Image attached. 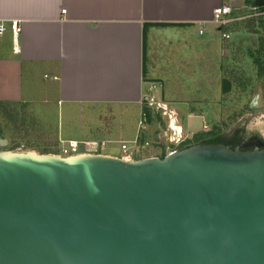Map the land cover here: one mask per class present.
<instances>
[{"label": "water", "instance_id": "95a60500", "mask_svg": "<svg viewBox=\"0 0 264 264\" xmlns=\"http://www.w3.org/2000/svg\"><path fill=\"white\" fill-rule=\"evenodd\" d=\"M0 264H264V149L0 151Z\"/></svg>", "mask_w": 264, "mask_h": 264}, {"label": "crops", "instance_id": "0c3cea01", "mask_svg": "<svg viewBox=\"0 0 264 264\" xmlns=\"http://www.w3.org/2000/svg\"><path fill=\"white\" fill-rule=\"evenodd\" d=\"M225 5L230 23L217 28L213 10ZM253 7V0H0V118L10 127L0 126V139L57 150L69 141L104 149L145 138L154 115L143 103L149 89L166 100V86L187 78L178 68L207 67L210 53L231 45L221 34L231 36L237 9ZM9 22L20 28L16 37Z\"/></svg>", "mask_w": 264, "mask_h": 264}, {"label": "rangeland", "instance_id": "374dc122", "mask_svg": "<svg viewBox=\"0 0 264 264\" xmlns=\"http://www.w3.org/2000/svg\"><path fill=\"white\" fill-rule=\"evenodd\" d=\"M236 13L240 17L228 29L231 36L226 41L231 45L225 52L210 53L207 67L198 61L184 70L178 68V73L185 72L187 78H177L166 86L170 91L163 102L168 101L175 109L188 145L201 143L209 134H218L228 140L235 138L241 143L253 138L264 141V133L256 126L260 123L264 130V16H254L248 8L237 9ZM0 126L10 128L2 118ZM147 126L146 136L140 143L146 140L149 146L139 149L134 160L157 156L160 152L152 143L164 129V122L153 115ZM42 129L41 126L37 129L39 137ZM6 135L10 138L8 133ZM195 135L204 137L195 140ZM10 141L0 151H31L41 155H55L61 151L60 145L57 150L45 148L41 141L35 148L20 147L16 140ZM132 142H126V146H131ZM162 151L167 154L166 150ZM100 153L122 155L120 145L115 143L105 144Z\"/></svg>", "mask_w": 264, "mask_h": 264}, {"label": "built area", "instance_id": "2783aa9c", "mask_svg": "<svg viewBox=\"0 0 264 264\" xmlns=\"http://www.w3.org/2000/svg\"><path fill=\"white\" fill-rule=\"evenodd\" d=\"M254 16H264V8L260 11V8H252ZM231 7L228 5L220 6L213 10L212 13V23L217 28H224L230 23ZM252 15V16H253ZM204 26L199 30V34L203 33ZM5 30L3 24H0V34ZM9 30L11 31L13 37L20 32V28L16 22H9ZM223 39H228L229 35L222 33ZM156 89L151 87L149 89V94L145 95L143 103L146 108L153 112V114L164 122V129L157 136V144L162 145V148L167 151V154L178 150L187 140L186 135L183 133L182 127L179 124L176 112L171 109L166 103L158 100L154 95ZM146 122V113L142 112L140 116V121L138 123L141 130H145L144 124ZM140 137H137L131 146H126V143L120 144V150L122 151L121 159L126 161H134V156L138 153L139 149H144L149 146L148 141H143L140 143ZM60 153L56 155L60 157H68L77 154H100L103 150V145H94L93 143L88 144H78L76 142H67L66 146L60 149ZM101 155V154H100ZM161 155V154H159Z\"/></svg>", "mask_w": 264, "mask_h": 264}, {"label": "flooded vegetation", "instance_id": "af4514ba", "mask_svg": "<svg viewBox=\"0 0 264 264\" xmlns=\"http://www.w3.org/2000/svg\"><path fill=\"white\" fill-rule=\"evenodd\" d=\"M219 143H222L230 149H237L239 151H250L254 149H264V141L262 142L259 138H253L247 143H241V141L232 138L230 140L221 138Z\"/></svg>", "mask_w": 264, "mask_h": 264}, {"label": "trees", "instance_id": "16d2710c", "mask_svg": "<svg viewBox=\"0 0 264 264\" xmlns=\"http://www.w3.org/2000/svg\"><path fill=\"white\" fill-rule=\"evenodd\" d=\"M263 8H260V11H262ZM210 136L206 139H204L201 143L203 144H218L219 141L221 140V136H219L218 134H215V135H212V134H209ZM203 135H195L194 138L195 140H198L199 138H202L203 139ZM196 144H200V143H196ZM191 145H188L187 143H184L180 149L182 148H186V147H189ZM164 156V153H162V157Z\"/></svg>", "mask_w": 264, "mask_h": 264}, {"label": "bare ground", "instance_id": "6f19581e", "mask_svg": "<svg viewBox=\"0 0 264 264\" xmlns=\"http://www.w3.org/2000/svg\"><path fill=\"white\" fill-rule=\"evenodd\" d=\"M253 125H254V124H253ZM256 126H258V128H260V131H261L262 133H264V130H263V128H262V126H261L260 123H257Z\"/></svg>", "mask_w": 264, "mask_h": 264}]
</instances>
